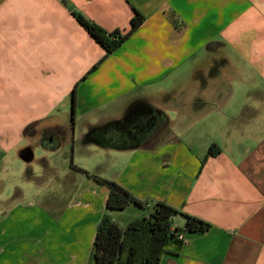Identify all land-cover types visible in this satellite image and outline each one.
Wrapping results in <instances>:
<instances>
[{
	"label": "crops",
	"instance_id": "crops-1",
	"mask_svg": "<svg viewBox=\"0 0 264 264\" xmlns=\"http://www.w3.org/2000/svg\"><path fill=\"white\" fill-rule=\"evenodd\" d=\"M135 11L144 23L106 58L76 19L125 34ZM134 103L167 119L149 143L91 145L98 175L71 158L62 208L38 195L9 204L25 188L6 191L4 177L24 176L29 190L55 177L48 152L60 140L73 149L77 122L80 154L91 153L86 133ZM213 145L220 153L207 157ZM92 176L144 207L107 211ZM0 194V264H88L105 213L125 229L159 202L211 225L182 231L181 251L160 264H264V0H0ZM184 226L176 216L173 228Z\"/></svg>",
	"mask_w": 264,
	"mask_h": 264
},
{
	"label": "trees",
	"instance_id": "trees-1",
	"mask_svg": "<svg viewBox=\"0 0 264 264\" xmlns=\"http://www.w3.org/2000/svg\"><path fill=\"white\" fill-rule=\"evenodd\" d=\"M76 19L96 43L102 46L105 58L115 52L144 23V17L135 11L128 32L107 34L81 16H76ZM75 108L76 91L72 93L73 118ZM166 125V117L156 109L142 103H134L121 119L90 129L83 142L104 149L135 150L149 143L151 136L159 133ZM219 153V148L213 145L209 148L207 157H214ZM92 177L108 189L107 211H121L132 204L144 207V203L118 183L98 176ZM178 215L185 219L183 230L173 228L174 218ZM210 228V224L181 214L161 202L153 206L147 217L134 220L125 229L120 228L108 213H105L98 224L88 264H160L164 253L170 249L181 251L184 241L179 239V235L182 231L202 234Z\"/></svg>",
	"mask_w": 264,
	"mask_h": 264
},
{
	"label": "rangeland",
	"instance_id": "rangeland-1",
	"mask_svg": "<svg viewBox=\"0 0 264 264\" xmlns=\"http://www.w3.org/2000/svg\"><path fill=\"white\" fill-rule=\"evenodd\" d=\"M72 109L70 110V116H69V120H68V116H67V121L69 122V124H73L72 122ZM70 125V126H71ZM79 123L77 122V128H76V139L74 142V146L72 149V145L71 144H65V141L60 140L59 142V146L57 147V149L51 150V152H48V156H49V161H52L53 164L56 166V168L58 169V171H56L55 177L51 176L48 178H43V179H39L37 181L39 182H35L34 183V187L30 188V190L28 189V187H25V184H27V181L25 180V177L22 176L21 178L17 177V178H12V180L10 182H8V179H6L4 177V179L7 181L5 188L6 191L10 188L13 189L14 185H18V186H24V193L23 195H19V196H14L12 197V201L9 203L10 205L13 203L18 204L20 202L23 201V199H31L34 196H39V198H43L45 200V206H55V207H60L62 208V206L64 205L65 201L69 200V188L71 186V183H68L70 179H66L65 178V174L67 172H69V167L71 165V158L72 161L76 164V165H82L80 167H86L85 169H87L88 172L98 175L96 174V168L99 166V164H97V161L99 159V154H97L94 150H98L100 152L101 149H97L98 147H94V146H87L90 148H93V150H91V153H84V154H80V146L82 145V138L79 136L80 135V129H79ZM158 134V133H157ZM157 134H154L151 136V139H153ZM37 149L36 150V160L38 159H42V148L37 144L36 146ZM73 151V153H72ZM47 154V153H46ZM65 154V155H64ZM73 155V156H72ZM80 158H83L84 161L81 162ZM65 159H67L65 161ZM37 164L41 165V162H34L32 164V167L35 168ZM46 176V174H45ZM13 177V176H11ZM43 177V173H40V175L38 176V178ZM47 184H49V186H47ZM38 193V194H37ZM2 195V194H0ZM8 197H4L2 199H7ZM0 210H1V204H0ZM52 210V209H51Z\"/></svg>",
	"mask_w": 264,
	"mask_h": 264
},
{
	"label": "built area",
	"instance_id": "built-area-1",
	"mask_svg": "<svg viewBox=\"0 0 264 264\" xmlns=\"http://www.w3.org/2000/svg\"><path fill=\"white\" fill-rule=\"evenodd\" d=\"M179 239L184 240V238L181 235H179Z\"/></svg>",
	"mask_w": 264,
	"mask_h": 264
}]
</instances>
